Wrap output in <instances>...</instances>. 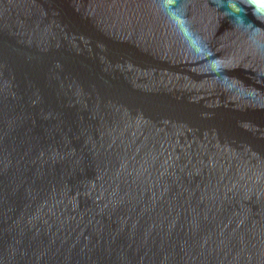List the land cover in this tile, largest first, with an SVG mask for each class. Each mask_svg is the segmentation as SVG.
Here are the masks:
<instances>
[{
  "label": "water",
  "instance_id": "95a60500",
  "mask_svg": "<svg viewBox=\"0 0 264 264\" xmlns=\"http://www.w3.org/2000/svg\"><path fill=\"white\" fill-rule=\"evenodd\" d=\"M0 264H264V0H0Z\"/></svg>",
  "mask_w": 264,
  "mask_h": 264
}]
</instances>
